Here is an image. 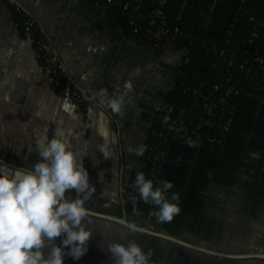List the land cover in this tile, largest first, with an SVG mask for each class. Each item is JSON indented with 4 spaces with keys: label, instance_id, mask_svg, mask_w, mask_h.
<instances>
[{
    "label": "crops",
    "instance_id": "0c3cea01",
    "mask_svg": "<svg viewBox=\"0 0 264 264\" xmlns=\"http://www.w3.org/2000/svg\"><path fill=\"white\" fill-rule=\"evenodd\" d=\"M18 1L45 28L70 75L91 98L83 105L75 103L66 85L45 73L33 39L23 31L13 8L0 0V157L30 167L39 159L35 151L38 138L48 131L51 140L55 127L71 129V147L85 155L83 165L90 185L96 189L86 202L89 209L126 216L148 228L223 252H262V244L241 250L236 233L240 231L242 208L264 210V93L241 100L229 136L216 151L222 193L217 210H224V194H232L231 218L223 217V212L210 218L206 209L200 217H191V212L186 211L171 222L160 223L151 215L155 206L150 204L140 217L134 218L125 208L128 167L138 163L141 156L129 154L127 148L144 144L159 113L153 105L161 106V97L173 82L183 55L145 48L136 41L117 7L97 0ZM240 1L169 0L167 11L172 20L222 39ZM126 81L131 82L132 91L126 97L131 99L123 109V117L92 99L101 88L110 94L117 86L124 91ZM105 139L115 152L109 161L98 150ZM71 194L73 198L77 196L74 190ZM242 195L247 201L243 207ZM90 218L94 233L87 244L88 251L79 260L65 256L64 264H113L106 250L109 240H135L145 252L152 249V264H264V258L211 255L141 231L128 234L116 221L95 215ZM107 228L112 232L107 233ZM210 231L216 232V247L207 244L212 241ZM62 239L57 238V245Z\"/></svg>",
    "mask_w": 264,
    "mask_h": 264
},
{
    "label": "clouds",
    "instance_id": "9594fccd",
    "mask_svg": "<svg viewBox=\"0 0 264 264\" xmlns=\"http://www.w3.org/2000/svg\"><path fill=\"white\" fill-rule=\"evenodd\" d=\"M123 88L121 92L117 86L111 94L101 88L92 99L123 117V109L131 99L126 100L132 91L131 82L126 81ZM153 107L161 111L159 103ZM168 119L165 116L164 122ZM47 132L36 140L39 159L35 164L0 170V264H64L65 256L79 260L88 251L87 244L93 235L90 217L94 213L86 202L96 189L90 185L88 170L83 165L85 155L71 147V129L55 127L51 140ZM98 150L106 161L115 155L107 139ZM146 150L143 143L127 148L129 154L136 156H143ZM134 187L140 200L155 206L151 215L158 222H171L180 214V194L170 193L172 182L161 180L157 184L140 171L136 173ZM73 190L77 193L75 198ZM131 199L135 201L137 197ZM119 223L128 234L142 231L126 218ZM59 237H63L61 245L56 243ZM106 250L111 253L113 264H152L153 250L145 252L135 240H109Z\"/></svg>",
    "mask_w": 264,
    "mask_h": 264
},
{
    "label": "built area",
    "instance_id": "2783aa9c",
    "mask_svg": "<svg viewBox=\"0 0 264 264\" xmlns=\"http://www.w3.org/2000/svg\"><path fill=\"white\" fill-rule=\"evenodd\" d=\"M97 1L117 7L136 41L145 48L164 53L181 38L202 41L215 57L213 66L220 70L219 79H211L203 72L186 75L188 79L182 81L181 95L169 107L159 111V127L154 133L160 143L155 142L148 155L154 168L167 155L162 147L164 144L185 143L212 151L222 147L237 114V100L240 97L254 99L264 93V13L254 11V6L249 7L245 12L247 21L241 22L242 28L247 27L249 32L239 41H233L231 36L244 14V5L248 3V0H241L228 25L225 42L221 43L172 20L167 11L169 0ZM6 2L16 15L22 17L25 33L33 39L36 56L45 73L66 85L75 103H87L90 95L72 78L41 23L18 0ZM168 108L172 110L168 111ZM165 116L169 118L167 122H164ZM145 165L138 166L135 172H144ZM150 175L151 179L156 177L154 172ZM134 183L135 177L133 187Z\"/></svg>",
    "mask_w": 264,
    "mask_h": 264
},
{
    "label": "rangeland",
    "instance_id": "374dc122",
    "mask_svg": "<svg viewBox=\"0 0 264 264\" xmlns=\"http://www.w3.org/2000/svg\"><path fill=\"white\" fill-rule=\"evenodd\" d=\"M173 147L170 153L167 154L164 159V164L157 184L161 180H166L173 183L174 187L170 190V193L178 192L180 194L181 212L178 216L188 211L191 212V217H200V213L202 211L205 212L207 209L209 210L210 218L215 217L217 213L222 212L223 217L225 216L231 218L233 216L232 213L234 212L232 208V194H224V201L226 202L224 204V210H217V204L222 200V193L220 188L221 173H219L217 170L216 152H203L185 143H174ZM245 198V195L241 196V207L247 203ZM235 210L239 211V209ZM254 216L260 220H254ZM239 217L242 218L240 231L235 233L237 236H240V242L237 245L241 247V250H248L249 247L251 248L256 244H262L264 248V210L262 209L252 211L242 208L239 211ZM249 222L251 223L249 224ZM137 223L145 226L144 223ZM112 230V228H107V233L112 232ZM200 232L201 231L198 229V233ZM113 234L115 237H117L116 230L113 232ZM209 235L212 241L207 244L216 247L217 244H215L213 241V239L216 237V232L210 231ZM195 244L200 246L204 245L201 243ZM204 247H206V245ZM209 248L215 249L212 247ZM263 248L260 249L262 252H264Z\"/></svg>",
    "mask_w": 264,
    "mask_h": 264
},
{
    "label": "trees",
    "instance_id": "16d2710c",
    "mask_svg": "<svg viewBox=\"0 0 264 264\" xmlns=\"http://www.w3.org/2000/svg\"><path fill=\"white\" fill-rule=\"evenodd\" d=\"M251 6H254L253 7L254 11H260L264 13V0H248V3L244 5V10H242L244 14L240 16V21L238 22V25L234 30V34L231 36V39L233 41H239L241 36H245V34H248L249 29L247 27L242 28L241 22L247 21V16L245 12ZM16 16L20 22L23 31H25L22 17L20 15H16ZM192 30L194 31V33L198 32L194 29ZM203 35L204 37L210 40H218L221 43L225 42L224 37L222 39H216L206 34ZM248 47L250 48V46ZM170 50H172L173 52H178L179 54L183 55V58H181L183 60L180 61V66L178 70L175 72L176 74L173 82L169 85L168 89L163 95L161 111L169 107L181 95L182 81L186 80L187 78L186 75L192 76V74L195 72H203L207 74L211 79L220 78V70H218L213 66V63L215 62V57L210 51H208L207 47L204 46V43L202 41L191 42L190 39L181 38ZM243 98L244 97H240L237 100L238 106ZM159 114L155 118L153 127L151 128L145 139L144 144L147 146V150L145 151L144 155L140 157L138 163L132 164L131 167H128L129 181L126 189L125 208L127 213L133 216L134 218L140 217L148 207V204L144 203L142 200L139 199L135 187L132 186V182L136 174L135 169L138 166H142L143 163H146V165L143 167L144 173L146 174V178L151 179L152 177L150 174L154 172L156 177L153 180L156 181V179L159 177L161 173L164 164V161H162L158 163L156 168H154L151 159L148 158V155L150 154V149L154 145V143L155 142L160 143L159 137H157V135L154 133V131H156L159 127ZM172 144L173 143L164 144L162 145V147L168 153ZM202 150L207 153H214L217 151V150L212 151L207 148H202ZM132 196H136L137 199L133 201L131 199Z\"/></svg>",
    "mask_w": 264,
    "mask_h": 264
},
{
    "label": "water",
    "instance_id": "95a60500",
    "mask_svg": "<svg viewBox=\"0 0 264 264\" xmlns=\"http://www.w3.org/2000/svg\"><path fill=\"white\" fill-rule=\"evenodd\" d=\"M5 167H7L9 169H17V168H22V167H25V166H21V165L15 164L13 162L7 161L4 158L0 157V170H2ZM90 210L94 213L95 216L106 218V219H109V220H112V221H116L118 223H119V221L121 219H124V218L129 220V218L126 217V216L119 217V216H116V215H113V214H106V213H102V212H99V211H96V210H92V209H90ZM136 224H137L138 228L142 229L141 232L148 233V234L155 235V236L162 237V238H166V239H170L172 241H175V242L180 243L182 245H185L187 247H191L193 249H196V250H199V251H202V252H205V253H209L211 255H219V256H226V257H236V258H248V257L249 258H252V257L264 258V253H262V252H248V253H228V252H223V251L211 249V248H208V247L200 246V245L192 243V242L185 241V240H183L181 238H178V237H176L174 235H171V234H168V233H165V232H162V231L154 230V229L148 228V227L143 226V225L138 224V223H136Z\"/></svg>",
    "mask_w": 264,
    "mask_h": 264
},
{
    "label": "flooded vegetation",
    "instance_id": "af4514ba",
    "mask_svg": "<svg viewBox=\"0 0 264 264\" xmlns=\"http://www.w3.org/2000/svg\"><path fill=\"white\" fill-rule=\"evenodd\" d=\"M163 100V95H162V97H161V101ZM199 150H201V151H203L202 149H199ZM204 152V151H203Z\"/></svg>",
    "mask_w": 264,
    "mask_h": 264
}]
</instances>
